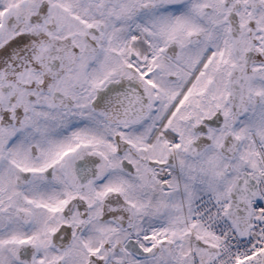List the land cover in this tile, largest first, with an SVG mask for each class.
<instances>
[{"label": "snow or ice", "instance_id": "snow-or-ice-1", "mask_svg": "<svg viewBox=\"0 0 264 264\" xmlns=\"http://www.w3.org/2000/svg\"><path fill=\"white\" fill-rule=\"evenodd\" d=\"M0 264H264V0H0Z\"/></svg>", "mask_w": 264, "mask_h": 264}]
</instances>
